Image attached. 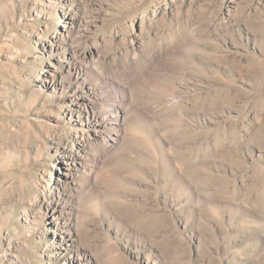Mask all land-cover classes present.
<instances>
[{"label":"rangeland","instance_id":"rangeland-1","mask_svg":"<svg viewBox=\"0 0 264 264\" xmlns=\"http://www.w3.org/2000/svg\"><path fill=\"white\" fill-rule=\"evenodd\" d=\"M0 264H264V0H0Z\"/></svg>","mask_w":264,"mask_h":264},{"label":"bare ground","instance_id":"bare-ground-1","mask_svg":"<svg viewBox=\"0 0 264 264\" xmlns=\"http://www.w3.org/2000/svg\"><path fill=\"white\" fill-rule=\"evenodd\" d=\"M121 108H123V105H121L120 103H119V104H114L113 107H112V109H111L110 111L114 110L115 112L118 113V111H119ZM114 111H113V112H114ZM113 112H112V113H113ZM106 119H108V118H106ZM107 122H109V121H106L105 123H107ZM106 142H110V138H108Z\"/></svg>","mask_w":264,"mask_h":264}]
</instances>
